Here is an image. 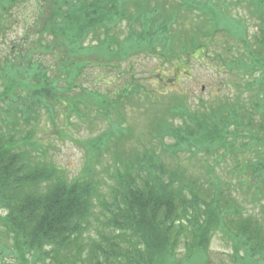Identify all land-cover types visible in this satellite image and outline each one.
Returning a JSON list of instances; mask_svg holds the SVG:
<instances>
[{
  "label": "trees",
  "instance_id": "16d2710c",
  "mask_svg": "<svg viewBox=\"0 0 264 264\" xmlns=\"http://www.w3.org/2000/svg\"><path fill=\"white\" fill-rule=\"evenodd\" d=\"M20 1L33 23L22 41L0 37V264H190L216 233L237 264H264V0L228 5L252 6L255 41L240 17L239 34L221 26L230 9L216 0H0V35ZM218 33L243 48L227 64L240 74L235 97L194 109L136 80L113 87V99L84 81L86 68L137 54L179 69ZM133 105L154 111L139 134L121 113ZM92 113L109 128L83 141L86 167L70 178L37 128L44 115L55 127L60 118L63 135L72 115ZM98 165L109 182L93 177ZM240 192L261 202L258 214Z\"/></svg>",
  "mask_w": 264,
  "mask_h": 264
},
{
  "label": "rangeland",
  "instance_id": "374dc122",
  "mask_svg": "<svg viewBox=\"0 0 264 264\" xmlns=\"http://www.w3.org/2000/svg\"><path fill=\"white\" fill-rule=\"evenodd\" d=\"M167 1L179 2L181 0ZM217 1L225 2V4L228 3L226 4L227 10L230 9L229 11L231 12L228 11V17L222 21V27L227 30L230 29V33L231 30H234L233 33L239 34L240 26L236 22V19L240 17L245 20L247 25L246 34L249 40L255 41V38L257 36L259 37L258 33L260 32L259 28L261 24L258 19L259 17L253 13L252 6L248 7L243 4L239 6H228L230 2L234 0H216L215 3ZM13 9L12 22L8 28L5 29V32L2 31L0 35L2 38L5 37L4 39L6 41L10 39H22L21 37L25 33L24 28H26L27 24H32L35 17L32 11L33 8H31V6H26L25 1L18 2L17 6ZM24 15H26L25 19H23ZM194 16L195 15H193L192 18ZM209 27L210 26H208V28ZM125 29H127V27ZM123 35L126 34L123 33ZM33 38L34 35L32 36V39ZM240 43L241 41H237L235 38H229L227 33L225 35L218 33L209 40L206 50L199 52L193 51L191 54L193 57L188 59L182 58L184 64L181 65L179 69H177L178 62L175 64L176 61L165 63L153 54H137V56H131L123 61H111L108 67H105V63H102L100 67L95 65V67L86 68L84 73L86 75V80L84 81L88 86H94V83L97 82V86L101 87V92L106 93L110 99H113L114 94L111 93L113 87H120L131 80H136L143 84L145 88L152 90L154 96L159 94H165L166 96L170 94L184 95L186 97V103L190 107L196 109L201 105V100L215 104L217 97L225 99V97L231 98L236 96L239 90L236 89V86H239L241 82L240 74L235 69L228 67L227 64L236 57L237 54L240 55L242 53L243 48ZM229 44L234 48L229 49ZM229 50L232 52L229 53ZM104 55L105 57L108 56L106 53ZM105 57H100V59H104ZM106 81L111 82L108 87L105 85ZM241 90L239 91L242 92ZM140 109L142 108L133 105L131 107L126 106L125 109L121 110V113L126 119L128 117L130 122L136 124L135 134H139L143 130V124L148 119V116L154 114V111H151V113L146 111L147 113L145 112L141 116V112H139L141 111ZM43 114L44 113H41V115ZM57 114L61 116L63 121L65 120L62 110L59 109ZM91 117H93V122L92 120L89 121L87 118L79 119L76 115H72L68 119L70 124L68 123L67 127L61 128L62 131L65 132L63 135L56 131L57 128L61 127L60 124H62L60 118H57L58 125L55 127L50 125L51 121H49V117L44 115L40 123L42 127L37 128L39 131L36 133V138L46 145L47 159L64 169L70 178L82 173L86 167L87 150L83 145V141L91 136L100 135L109 128L110 124L106 119H101V115L97 116L95 113H92ZM124 145L123 141L119 143V147H117L120 148L119 152H121ZM110 151L114 152L112 149ZM107 154L108 155L105 156L111 155L109 153ZM103 160L105 161V159ZM186 161H190L192 165L190 167L191 170L197 171L199 169L194 159ZM104 163L108 165L109 162ZM209 163H212V161L209 160ZM99 169L100 166L98 165L96 171L93 172V177L99 180L108 178L105 174L106 172H101ZM107 182H109V180H107ZM236 196L239 201L242 202V205L246 206L248 211V213L247 211L246 213L248 215L250 213L258 214L259 208L252 209V206L253 204L258 205L261 202H253L251 192H240ZM262 202H264V200H262ZM98 214L99 212L95 213L97 216ZM95 222L92 223L91 227H97ZM208 245L209 248L206 250L208 256L205 259L202 257L193 258L195 261L186 257L184 259L190 261V264H237L232 255L231 243H229L226 238L222 237L220 233L214 234L208 242ZM178 247L183 251L181 243L178 244ZM182 257L183 256H180L178 259Z\"/></svg>",
  "mask_w": 264,
  "mask_h": 264
}]
</instances>
